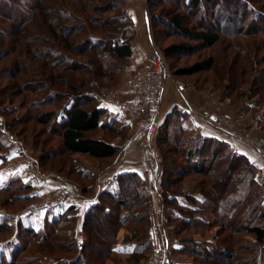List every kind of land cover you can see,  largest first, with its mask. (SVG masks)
I'll return each mask as SVG.
<instances>
[{
  "label": "trees",
  "instance_id": "1",
  "mask_svg": "<svg viewBox=\"0 0 264 264\" xmlns=\"http://www.w3.org/2000/svg\"><path fill=\"white\" fill-rule=\"evenodd\" d=\"M26 1L19 0L30 11L14 14L15 9L6 0H0V15L21 29L25 28V33L36 30L35 42L43 46L32 47L34 39L24 37L19 31L13 35L15 40L10 56H14L7 62L13 73L20 75L23 72L28 77L19 79L15 76V81L4 90L12 100L21 97V106L29 109L30 115L22 123L35 121L58 139L59 149L55 153L73 158L71 173L76 178L68 180L81 191V197L91 198L95 194L98 174L86 171L75 157L101 162L106 169L124 151L115 140L126 138L128 126L101 106L105 88L101 80L111 77L116 67L121 75L130 68L137 34L134 20L125 8L127 0H99L97 3L95 0H34L31 4ZM223 1L176 0L175 3L188 13L201 9L203 15L194 17L195 31L185 26L182 13L173 15L166 25L206 48L218 45L223 36L241 37L242 41H236L233 46L237 67L230 69L235 82L229 85L234 91L248 69L256 71L264 64V55L258 60L264 54V3L225 0L228 5L222 8ZM258 2L262 3L260 7L255 5ZM213 8L220 10L218 16L209 14ZM5 10L7 14L10 11L8 15ZM103 10V16L114 12L113 17L102 18L99 12ZM248 38L252 40L242 44ZM78 40H82L85 48L74 46ZM155 47L163 53L165 60L191 50V46L184 44H172L163 49L157 40ZM66 52L87 57L88 68H79V61H70ZM66 61L72 66V76L67 78L58 68ZM121 62L124 64L119 67ZM212 68L214 59L209 57L172 72V77L186 78ZM7 71L10 68H0V76ZM29 75L35 79L34 83L28 79ZM254 83L264 88V70L260 77H255ZM212 84L218 87L217 83ZM196 88L201 90L199 86ZM41 94H44L42 100L39 99ZM240 95V100L246 96ZM37 108L41 113L35 115ZM48 108L51 109L44 111ZM190 120L188 112L174 107L157 137L162 155V212L172 209L177 213L164 219L167 226L174 228L171 238L181 246L179 253L191 257L195 264H264V174L229 143L188 132L185 122ZM6 125L11 131L14 128L11 122ZM2 137L0 132V160L7 164L8 159L4 158L9 157L11 148ZM42 159L40 156L39 163ZM190 179L197 182L195 193L200 199L182 190L183 183ZM85 180L93 182L87 184ZM114 182L116 191L101 193L99 202L87 211L82 242L76 234L75 205L58 214L51 209L56 206L53 205L44 211L38 209L17 217V214L9 213L11 218H1L0 234L10 233L12 237L5 240L8 241L7 249L0 246V264H43L46 260L53 264H106L116 252V239L123 229L131 233V241L140 244V248L130 255L129 263L145 264L151 254V187L136 172L119 174ZM15 187L27 192L23 197L25 201L42 197L33 184L21 183L20 179L14 178L0 187V193L13 191ZM243 214L248 216V221L240 218ZM176 222L180 225H175ZM216 227H220L216 237L209 239L207 233ZM184 231L187 234L181 236Z\"/></svg>",
  "mask_w": 264,
  "mask_h": 264
},
{
  "label": "rangeland",
  "instance_id": "2",
  "mask_svg": "<svg viewBox=\"0 0 264 264\" xmlns=\"http://www.w3.org/2000/svg\"><path fill=\"white\" fill-rule=\"evenodd\" d=\"M9 6L13 7L15 11L14 14H20V13H27L29 12V8L23 4L20 3L19 0H6ZM34 0H27L26 2L31 4L33 3ZM99 0H95L97 3ZM176 0H127L125 8L129 11L131 7H142L145 9L147 16V21L149 23V30L150 34L153 40V44L155 46L156 40L160 46L165 49V47L172 45V44H184V45H189L191 46V50L187 53L180 54L175 56L172 59L166 60V63L169 67L171 76L172 72H176L180 68H187L192 66L193 64L200 62V61H205L209 57H213L214 59V68L212 70L202 72L200 74H196L194 76H189L186 78H179V79H170L175 83V81L179 80L181 81L185 87L186 85H192V87H201V90H196L198 91H206V92H214V91H220L224 94V97L226 99V102L229 105L236 104L240 102V98L242 94H245L244 99H248L253 103L252 107V116L255 117L256 113L262 107H264V88L261 86H258L256 83H254V79L256 76L260 77V73L262 70H264V64L259 65L258 68L256 69H248L247 74L244 78L239 79L238 83L236 84V89L234 87V91L230 88L231 86L229 85L230 82L233 81V75L230 73V69L232 67H237V63L234 61L235 56H234V45L236 41H242L241 37L237 38H228L227 36L222 37V41L216 45L215 47L211 48H206L201 43L194 41L193 39L186 38L181 36L180 34L176 33L174 30H171L167 27L166 21L168 19H171V17L175 14H180L182 13L184 16V23L186 27H189L190 29H193L194 31L197 30V25L194 22V17L198 16L199 14L203 15V12L201 9L198 10H191V13H188L186 9L183 7L178 6L175 3ZM256 1V0H255ZM264 3V0H259ZM259 4L258 7L262 3L258 2ZM228 5L227 1H223L221 3V7H225ZM208 7V6H206ZM228 7V6H227ZM215 8V7H214ZM211 10L209 12L210 15H217L219 14V9L217 10ZM4 10V9H2ZM9 10V9H8ZM7 11L5 10L4 13L6 15ZM105 11H100L101 17L106 18L114 15L113 13L106 14L103 16L102 13ZM13 14V13H12ZM116 14V13H115ZM130 14V13H129ZM160 20V21H159ZM250 19L247 20L249 22ZM219 27H222L220 22H219ZM226 25H223V28H225ZM16 28L18 30H16ZM136 29V27H135ZM25 30V28H24ZM23 29L20 28L17 24H15L12 21H9L5 18V16L0 15V68H5L7 69L10 68V71H7V73L3 74L0 76V132H2V140L7 141L8 145H10V154L9 157H5L4 159H8L7 164L1 163L2 160H0V187H4L7 184V181L10 179H20L21 183H31L34 185L36 188L37 193L42 194V191L45 186L44 181H42L41 177L43 180L46 179V177L51 176V174H56V175H61L63 176L66 180L70 179H75L76 177L71 173L72 168H73V163L72 159L66 155H61V154H56L55 151L59 149V141L57 138L53 137L52 135L48 134L47 132L44 131V126L38 125L35 121H30V122H24L22 123L27 117H29V109H23L21 106V97L19 98H14L13 100L10 99L8 96V91L4 90V88L13 83L15 81V76L16 77H23V79H26L28 75L23 72L20 73V75L16 74L15 72L13 73V70L10 63L7 62L9 58H13L14 55L10 56V50L11 47L13 46V42L15 40V33L19 31L24 37H31V39H34L33 42L31 43V46H43V44H40L39 42L36 41V30L30 29L29 32H24ZM137 33V31H136ZM33 34V36H31ZM21 38V37H20ZM41 39V38H40ZM262 39H264L262 37ZM252 40L251 38H248L244 40L242 44L246 45L247 42ZM79 42H74V46L79 45L81 49L85 48L84 44L82 43V40H78ZM42 42V41H41ZM233 44H230V43ZM40 49V48H39ZM67 57L70 58L69 60H75L79 61L78 66L79 68H82L83 70H86L85 68H88L89 64V59L85 56H81L79 54H72L69 52H66ZM163 54V53H162ZM264 54H261L258 57V60L263 57ZM255 56V55H254ZM29 58V57H28ZM30 59V58H29ZM56 63V60L54 61ZM8 63V65H6ZM132 63V62H131ZM262 63V62H261ZM124 62H121L118 64L123 66ZM239 64V63H238ZM246 65V62L244 66ZM115 66V65H114ZM121 66V67H122ZM71 65L68 66L67 61L65 64L58 66L59 71H62V75L64 77H69L72 76L71 73ZM120 67V66H119ZM225 68V69H224ZM118 69H114L113 75L109 78H104L102 79V83L104 84V93H103V98L111 93V92H118V93H125V86L128 81L125 82L124 80V74L125 72L121 75V73L117 72ZM57 73V72H55ZM30 76V75H29ZM133 76V75H132ZM222 76V77H221ZM31 77V76H30ZM28 78L29 80L31 79L33 83L35 82V79L33 77ZM219 77V78H218ZM19 78V79H20ZM131 79V78H130ZM235 82V80L233 81ZM212 83H217L218 87L215 88V86ZM235 86V85H232ZM33 87V86H31ZM244 88V89H243ZM33 88H31L32 90ZM175 89H177L175 85ZM178 90V89H177ZM243 91V92H242ZM185 92V91H184ZM232 92H234L233 96L234 99H232ZM44 94H41L39 96V99H43ZM51 108L44 109V111H48ZM35 115H38L41 113L40 109H34ZM216 112V111H215ZM219 114V113H218ZM220 115V114H219ZM228 117V116H227ZM12 123L13 127L12 131L7 127L6 123ZM188 126V130H190V126L188 122H185ZM256 127L254 126V123L252 125L251 129H255ZM258 129V128H257ZM260 129V128H259ZM10 132V134H7L5 132ZM246 134L249 136V130L246 131ZM264 137V132L263 134L256 140L253 141H258ZM12 139H15V141L22 143V148L26 149L28 154L32 157L35 158L38 161V176H35L32 174L30 171L29 167L26 164V159L21 157V154L19 152L20 147L15 145L12 141ZM125 139V137L123 138ZM40 156L43 158L42 163H39ZM76 162L82 166L85 167L86 171H89V173H96L99 174L101 173L106 165H104L101 162L98 161H92L84 157H75ZM208 159V158H207ZM6 160H4L5 162ZM76 163V164H77ZM69 181V180H68ZM93 181L85 180L84 183H92ZM187 183H194L195 188L198 186L197 182L194 181L193 179L187 180L183 183L182 185V190L184 191L185 189V184ZM18 187V186H17ZM17 187L14 188L13 191L7 192V193H0V219L3 217H10L9 213L17 214L18 215H27L25 213V210L29 207L30 204L34 202H38L39 200L35 201H25L23 200V197L27 194V192L23 190H18ZM54 191H50L44 196H48L53 194ZM185 192V191H184ZM186 193V192H185ZM238 194V193H237ZM16 217L14 218L16 220ZM11 218V217H10ZM240 218L244 221H248V216L243 214L240 216ZM177 226L180 225V222H176ZM220 229V227L213 228L211 232H208V238L213 239L216 237V233ZM174 228L171 226V231L173 232ZM190 232H188L189 234ZM187 233L184 231L181 233L182 235H186ZM170 235V234H169ZM173 235V234H172ZM170 236V238L172 237ZM190 235V234H189ZM12 237V234H0V246L2 247H7L8 245V240ZM196 239L202 240L203 238L201 236H194ZM119 238H124V239H131V233L127 229H123L118 233L117 239ZM167 247V246H165ZM173 246H169V250H166L167 253V263L170 258V253L174 251L172 248ZM157 248L154 253L152 252V256L150 261L154 258L156 251L161 249ZM7 249V248H6ZM173 249V250H172ZM237 255H238V250H236ZM55 253V252H54ZM55 255L59 256L60 253L56 252ZM182 260H188L185 257H181ZM189 259L192 260L190 257ZM121 261L123 260L122 256H119L117 254H112V257L110 260L107 261L106 264H109L111 261ZM150 261H147L145 264H149ZM166 263V264H167ZM43 264H53L51 260H46Z\"/></svg>",
  "mask_w": 264,
  "mask_h": 264
},
{
  "label": "crops",
  "instance_id": "3",
  "mask_svg": "<svg viewBox=\"0 0 264 264\" xmlns=\"http://www.w3.org/2000/svg\"><path fill=\"white\" fill-rule=\"evenodd\" d=\"M129 13L134 20L136 27V38L133 42V55L131 58V66L124 74V80L129 81L132 75L138 71L152 68L151 57L155 52V46L148 28L147 14L142 7H131ZM123 99L136 102L137 97L127 92L123 94ZM101 106L111 111L121 121L128 126L126 138L121 137L115 140V143L124 147L119 159L110 167L104 169L98 174L97 183L95 185V194L91 198L81 197V191L70 181L61 175L51 174L44 180L45 186L42 194L54 191L60 187H67L71 190L72 195L59 202L51 208L55 213L63 211L66 207L75 205L77 207L76 214V234L82 242L85 239L83 233V224L87 211L99 202V196L106 190L116 191L117 185L114 178L122 173L136 172L143 176L151 187V198L153 202V224L151 228V254L157 248L173 246L174 251L170 253L168 264H195L193 261L179 253L181 246L174 241L171 227L165 224V217L169 215H177L175 210L166 209L162 212V172L161 162L162 155L158 149L157 137L161 126L166 120L167 115L176 106L190 114V133H199L204 137H212L229 143L233 149L246 156L253 164H255L264 174V156L257 149L254 140L258 139L264 132V117L259 122V126L251 129L255 123V117L252 116L253 103L248 99L229 105L226 102L224 94L220 91L206 92L198 91L192 85H186L185 92L175 89V83L169 80L167 82L164 97L161 103L160 114L157 125L151 131L142 130L139 126V120H131L119 114L114 106H109L102 100ZM204 110L212 112L218 111L221 116L230 117L235 123L236 132H228L217 125L209 123L201 114ZM187 126V124H186ZM258 128V129H257ZM260 128V129H259ZM188 129V126H187ZM249 130L250 140L242 138L237 133H246ZM82 166V165H81ZM84 169L85 167L82 166ZM184 191L193 194L197 199L201 197L195 193V184H185ZM183 202L184 200L181 199ZM200 217V216H198ZM204 216L201 215V218ZM209 218V217H207ZM170 234V235H169ZM115 254L122 256L123 260L111 261L109 264H131L129 263L130 255L140 248V244L128 240L127 238H119L115 243ZM172 249V250H173ZM185 257L188 260H182ZM150 259L148 261H150ZM141 264V263H140Z\"/></svg>",
  "mask_w": 264,
  "mask_h": 264
},
{
  "label": "built area",
  "instance_id": "4",
  "mask_svg": "<svg viewBox=\"0 0 264 264\" xmlns=\"http://www.w3.org/2000/svg\"><path fill=\"white\" fill-rule=\"evenodd\" d=\"M155 52L151 57L152 68L144 69L133 74L131 79L127 82L124 90L125 92L137 97L136 102L127 101L123 99L124 93L111 92L107 94L103 99L109 106L117 108L119 114L125 118L131 120H139V126L142 130L151 131L158 123L161 103L166 90L167 82L172 79L169 67L163 57L161 51L155 47ZM175 85L180 92L185 91V85L177 80ZM201 116L209 123L217 125L221 129L228 132H236L234 121L227 116H221L218 111L212 112L210 110H204ZM264 117V107L258 111L255 115L254 126L258 127L259 122ZM10 134V132H7ZM242 138L250 140V137L246 133H237ZM13 143L20 147L21 157L26 159V164L29 167L32 174L38 176V161L32 158L26 149L22 148V143L12 139ZM257 149L264 156V137L254 142ZM42 181L43 178L41 177ZM42 191V190H41ZM72 195L71 190L67 187H60L54 190L53 194L48 196H42L38 202H34L29 205L25 210V213H30L34 210H46L49 207L64 201ZM167 247H162L156 251L154 258L149 264H166L167 263Z\"/></svg>",
  "mask_w": 264,
  "mask_h": 264
}]
</instances>
